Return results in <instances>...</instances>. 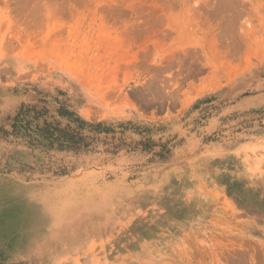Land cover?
<instances>
[{
	"label": "rangeland",
	"instance_id": "rangeland-1",
	"mask_svg": "<svg viewBox=\"0 0 264 264\" xmlns=\"http://www.w3.org/2000/svg\"><path fill=\"white\" fill-rule=\"evenodd\" d=\"M0 264H264V0H0Z\"/></svg>",
	"mask_w": 264,
	"mask_h": 264
},
{
	"label": "trees",
	"instance_id": "trees-1",
	"mask_svg": "<svg viewBox=\"0 0 264 264\" xmlns=\"http://www.w3.org/2000/svg\"><path fill=\"white\" fill-rule=\"evenodd\" d=\"M59 114L69 120L65 127H62L60 122H48L45 119L42 126L37 125L39 128L37 132L33 133L30 122L26 123L28 144L30 146H42L46 149L56 148L57 146L58 149L78 150L89 146L90 134L96 135L114 131L103 123H89L65 109L59 110ZM37 116H41V114Z\"/></svg>",
	"mask_w": 264,
	"mask_h": 264
}]
</instances>
